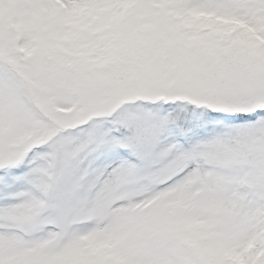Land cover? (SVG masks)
Returning <instances> with one entry per match:
<instances>
[{"label":"snow or ice","instance_id":"obj_1","mask_svg":"<svg viewBox=\"0 0 264 264\" xmlns=\"http://www.w3.org/2000/svg\"><path fill=\"white\" fill-rule=\"evenodd\" d=\"M0 264H264V0H0Z\"/></svg>","mask_w":264,"mask_h":264}]
</instances>
